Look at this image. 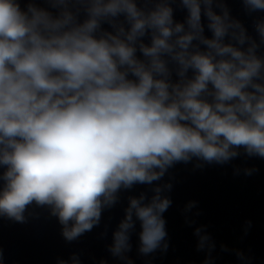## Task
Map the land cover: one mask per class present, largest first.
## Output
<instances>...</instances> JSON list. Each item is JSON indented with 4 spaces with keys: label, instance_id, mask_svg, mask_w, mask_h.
Masks as SVG:
<instances>
[{
    "label": "clouds",
    "instance_id": "9594fccd",
    "mask_svg": "<svg viewBox=\"0 0 264 264\" xmlns=\"http://www.w3.org/2000/svg\"><path fill=\"white\" fill-rule=\"evenodd\" d=\"M240 4L251 31L227 0H0V218L25 224L30 208H46L72 243L143 185L106 250L134 264L135 233L145 264L166 254L170 169L264 160V0ZM182 213L196 224L198 201ZM193 235L202 264H213L208 225ZM219 247L249 264L241 249ZM56 264H82L81 255Z\"/></svg>",
    "mask_w": 264,
    "mask_h": 264
},
{
    "label": "water",
    "instance_id": "95a60500",
    "mask_svg": "<svg viewBox=\"0 0 264 264\" xmlns=\"http://www.w3.org/2000/svg\"><path fill=\"white\" fill-rule=\"evenodd\" d=\"M27 0H20L23 7ZM232 14L240 18L251 31V20L244 15L240 0H227ZM257 15H264L258 13ZM176 19L183 13L177 11ZM207 34V33H206ZM259 171L252 176H234L233 166H253ZM172 178L173 189L169 194L172 206L165 213L170 247L166 254L155 253L152 264H202L205 253L196 251L193 229L200 224L208 225V231L217 244L213 252V264H242L234 252H222L220 244L231 249H241L250 257L249 264H264V160L243 157L223 167L207 166L193 171L192 165L177 164L169 170L164 181ZM162 181V182H164ZM147 186L137 185L131 191L121 193V201L103 213L101 224L79 240L67 243L60 235V225L49 216L46 208L32 207L35 213L25 224L0 218V249H3V264H56V258L68 259L72 252L81 255L82 264H96L101 257L108 264H119L106 250L111 241V232L123 216L127 196L139 195ZM149 196L151 192H148ZM189 200L198 201L201 215L193 217L191 227L184 222L182 209ZM195 211V210H194ZM252 226L247 235L243 232L245 221ZM108 225V236L99 238V233ZM137 231L139 226L137 225ZM133 250L130 255L134 264H145V258L136 253L137 236H132ZM96 258V261L93 260Z\"/></svg>",
    "mask_w": 264,
    "mask_h": 264
}]
</instances>
